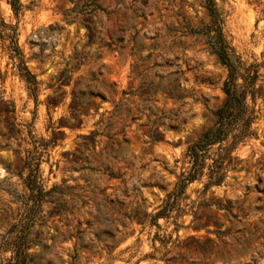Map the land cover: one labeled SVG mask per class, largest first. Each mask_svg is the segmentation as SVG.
<instances>
[{"label": "rangeland", "instance_id": "1", "mask_svg": "<svg viewBox=\"0 0 264 264\" xmlns=\"http://www.w3.org/2000/svg\"><path fill=\"white\" fill-rule=\"evenodd\" d=\"M9 2L0 264H264V0H213L224 40L257 71L252 135L219 185L204 174L170 198L225 99L204 1L19 0L17 15Z\"/></svg>", "mask_w": 264, "mask_h": 264}, {"label": "trees", "instance_id": "2", "mask_svg": "<svg viewBox=\"0 0 264 264\" xmlns=\"http://www.w3.org/2000/svg\"><path fill=\"white\" fill-rule=\"evenodd\" d=\"M203 1L210 17V26L204 35L208 40L211 52L217 57L219 63L227 69V78L222 84L225 99L223 104L214 112L217 119L216 123L204 131L187 148L185 157L188 159L189 168L185 173L178 176L175 189L166 196L168 198L178 196L189 183L199 180L204 174L207 176L206 186L219 185L224 178L226 168L233 160L232 152L252 135L251 126L256 119L255 110L248 102H253L255 95L254 85L258 78L255 66H244L221 34L220 22L213 0ZM9 4L13 13L17 15L20 7L19 0H10ZM210 32L214 34L210 35ZM12 33L14 39L12 51L13 56L19 58V76L33 86L35 84L34 76L22 62V54L17 46L13 28ZM35 165L37 163H31L30 160H27L26 166L29 168V176H33ZM205 171L207 172L204 173ZM169 208L170 205L167 202L155 216L163 215V212L168 211ZM15 257V262L12 264H19L18 254Z\"/></svg>", "mask_w": 264, "mask_h": 264}]
</instances>
